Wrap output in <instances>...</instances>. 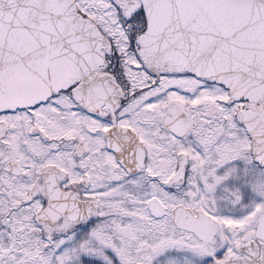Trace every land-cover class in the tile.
<instances>
[{
	"label": "snow or ice",
	"instance_id": "6c2138e0",
	"mask_svg": "<svg viewBox=\"0 0 264 264\" xmlns=\"http://www.w3.org/2000/svg\"><path fill=\"white\" fill-rule=\"evenodd\" d=\"M0 264H264V0H0Z\"/></svg>",
	"mask_w": 264,
	"mask_h": 264
}]
</instances>
